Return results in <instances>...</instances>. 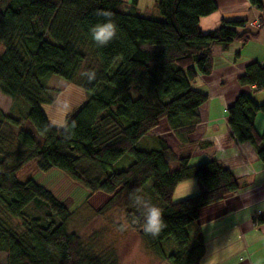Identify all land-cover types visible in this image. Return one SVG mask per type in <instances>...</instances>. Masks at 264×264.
Segmentation results:
<instances>
[{"label": "trees", "instance_id": "trees-1", "mask_svg": "<svg viewBox=\"0 0 264 264\" xmlns=\"http://www.w3.org/2000/svg\"><path fill=\"white\" fill-rule=\"evenodd\" d=\"M250 2L261 11L256 0ZM121 7V0L0 1V90L28 108L18 116L23 126L34 129L25 132L22 126L14 133L18 122L0 111L4 264H117L84 250L79 238L67 232L71 211L34 180L18 178L20 169L31 162L41 173L61 172L90 195L100 192L110 197L123 191L132 201L142 196L161 208L167 227L149 236L155 257L165 264H199L203 242L200 236L191 241L188 227L198 220L200 210L238 190L230 171L213 160L191 165L190 150L173 149L161 141L158 149L142 151L136 144L161 122L172 133L193 132L199 109L207 102L193 84L212 71L210 47L224 50L232 43L245 44L256 34L244 31V23L224 20L202 33L199 20L216 11L214 0H157L155 8L163 21L125 14ZM100 11L111 12L118 26L116 39L105 47L90 35L92 26L104 22ZM260 24L264 27L263 17ZM143 45L151 51L142 50ZM85 50L96 63V78L89 82L83 75L77 83L92 95L56 128L41 109L53 103L52 89L43 81L54 75L71 83L86 60ZM236 82L261 91L264 68L251 63ZM258 113L264 115V104L244 94L226 109L234 141L249 144L264 162V132L258 134L253 126ZM124 155L133 162L124 171L111 172ZM175 163L176 169L170 171ZM190 180L199 185V192L173 202L176 186ZM141 212L134 219L143 232ZM8 219L22 220L21 230L9 227ZM260 219L254 217V222ZM168 239L176 251L166 255L161 244Z\"/></svg>", "mask_w": 264, "mask_h": 264}, {"label": "crops", "instance_id": "crops-1", "mask_svg": "<svg viewBox=\"0 0 264 264\" xmlns=\"http://www.w3.org/2000/svg\"><path fill=\"white\" fill-rule=\"evenodd\" d=\"M122 1L124 6L125 0ZM216 11L201 18L198 26L202 33L214 30L219 23H244V31L256 34L245 44L232 43L226 49L218 45L210 47L212 71L199 76L193 89L207 97L199 109V119L191 133H172L163 123L141 138L142 151L159 148L161 141L173 149L190 150L192 165L213 160L230 171L238 190L221 202L203 208L198 220L188 227L191 241L201 237L204 254L199 264H264V162L257 159L252 147L234 141L227 124L226 109L238 95L244 94L258 104H264V89L239 86L236 79L243 74L245 66L257 63L264 68V0H256L261 11L250 0H214ZM138 0L135 4L137 6ZM138 16V15H135ZM253 126L258 134L264 132V115L256 114ZM187 182L178 184L172 200L180 201L199 192L193 181L190 195L185 196ZM261 217L259 223L254 217Z\"/></svg>", "mask_w": 264, "mask_h": 264}, {"label": "rangeland", "instance_id": "rangeland-1", "mask_svg": "<svg viewBox=\"0 0 264 264\" xmlns=\"http://www.w3.org/2000/svg\"><path fill=\"white\" fill-rule=\"evenodd\" d=\"M156 1L138 0V4L135 6L133 0H125L120 11L150 20L163 21L155 8ZM142 50L151 51V48L148 45H143ZM1 53L0 46V55ZM85 55L86 60L80 66L71 83L67 84L62 78L54 75L48 76L43 81L47 88L52 89L49 95L53 103L41 106V109L48 122L56 128L62 127L65 121L72 117L92 95V93L84 92L77 83L86 71L96 69V63L91 53L85 50ZM0 111L4 115H13L12 117L18 122L12 128L15 133L23 126V121L18 114L27 113L28 108L21 101H15L0 90ZM21 130L34 133L30 124H26ZM3 133L4 135L8 134L7 131ZM142 148L145 147L141 142L137 149ZM5 149H10L9 144ZM132 162L133 159L130 156L124 155L112 165L111 172L124 171ZM193 162L191 160L190 164L192 165ZM86 166L82 165L81 168ZM176 166V163L170 164L169 170H175ZM18 178L34 180L71 211L66 225L67 232L76 235L84 250L89 254L114 259L117 264H165L155 257L149 234L138 231V224L134 217L139 211H142V215L144 212L128 198L125 192L119 191L110 197L100 192L90 195L79 184L71 181L57 170L47 173L37 171L34 162L22 167L18 172ZM150 185L151 183L148 182L146 189ZM174 198L173 202H176ZM34 213H38V211ZM28 216L33 215L28 213ZM7 223L9 227L17 231L23 227L22 220L8 219ZM161 249L166 255L176 251L175 245L170 239L161 244ZM4 262L5 255L1 254L0 263L4 264ZM204 262L206 263V260ZM204 262L203 264H205Z\"/></svg>", "mask_w": 264, "mask_h": 264}, {"label": "clouds", "instance_id": "clouds-1", "mask_svg": "<svg viewBox=\"0 0 264 264\" xmlns=\"http://www.w3.org/2000/svg\"><path fill=\"white\" fill-rule=\"evenodd\" d=\"M98 15L104 17L103 23H97L90 29L92 40L100 47L107 46L110 42L116 39L118 34V26L113 20V14L109 11H100ZM89 82L95 80L96 73L93 70H88L84 73ZM193 188V181L190 180L185 189V196L190 195ZM135 205L144 212L143 231L153 237L167 227L163 220L162 209L153 205L149 200L142 196H136Z\"/></svg>", "mask_w": 264, "mask_h": 264}]
</instances>
